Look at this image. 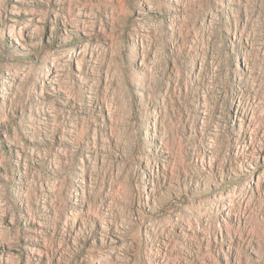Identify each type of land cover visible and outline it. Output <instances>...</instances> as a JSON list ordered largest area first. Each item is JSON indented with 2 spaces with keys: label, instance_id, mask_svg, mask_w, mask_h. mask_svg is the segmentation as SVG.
<instances>
[{
  "label": "rangeland",
  "instance_id": "rangeland-1",
  "mask_svg": "<svg viewBox=\"0 0 264 264\" xmlns=\"http://www.w3.org/2000/svg\"><path fill=\"white\" fill-rule=\"evenodd\" d=\"M0 264H264V0H0Z\"/></svg>",
  "mask_w": 264,
  "mask_h": 264
}]
</instances>
